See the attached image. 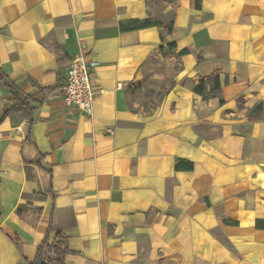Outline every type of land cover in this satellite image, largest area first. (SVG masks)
I'll list each match as a JSON object with an SVG mask.
<instances>
[{
    "label": "crops",
    "instance_id": "crops-1",
    "mask_svg": "<svg viewBox=\"0 0 264 264\" xmlns=\"http://www.w3.org/2000/svg\"><path fill=\"white\" fill-rule=\"evenodd\" d=\"M0 74V264L57 231L65 264H264V0H0Z\"/></svg>",
    "mask_w": 264,
    "mask_h": 264
},
{
    "label": "trees",
    "instance_id": "trees-1",
    "mask_svg": "<svg viewBox=\"0 0 264 264\" xmlns=\"http://www.w3.org/2000/svg\"><path fill=\"white\" fill-rule=\"evenodd\" d=\"M149 26H156L160 29V38L163 39L164 34H170L172 32L173 20L170 18H144L130 19L128 25L120 24L121 30H130L137 28H145ZM168 49H174L175 44L173 42L168 43ZM163 50V46L160 47V51ZM186 49H182L178 52V55L185 54ZM2 78V74H0ZM212 93L219 89V82L217 76L212 77ZM205 79L200 78L192 87L193 91L201 94L205 99L208 95L204 92ZM17 111L24 115L30 114V109H28L25 100L17 99V103L10 109L5 110L3 117H5L11 111ZM2 119H0V122ZM71 251L68 249L67 237L61 232L57 231L54 235L52 241L49 242L48 236L46 235L44 239L40 242L36 249V255L32 262L25 264H65L66 255L70 254ZM44 254V257L42 256Z\"/></svg>",
    "mask_w": 264,
    "mask_h": 264
},
{
    "label": "built area",
    "instance_id": "built-area-1",
    "mask_svg": "<svg viewBox=\"0 0 264 264\" xmlns=\"http://www.w3.org/2000/svg\"><path fill=\"white\" fill-rule=\"evenodd\" d=\"M96 61L85 54H78L68 65L67 78L61 86L63 100L85 115L92 116L95 91L91 78Z\"/></svg>",
    "mask_w": 264,
    "mask_h": 264
},
{
    "label": "rangeland",
    "instance_id": "rangeland-1",
    "mask_svg": "<svg viewBox=\"0 0 264 264\" xmlns=\"http://www.w3.org/2000/svg\"><path fill=\"white\" fill-rule=\"evenodd\" d=\"M149 90H151V89H149ZM149 90H148V91H149ZM153 94H154V93H153V89H152V91H150V92H147V96H148V97H152V96H153Z\"/></svg>",
    "mask_w": 264,
    "mask_h": 264
}]
</instances>
